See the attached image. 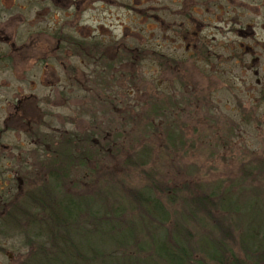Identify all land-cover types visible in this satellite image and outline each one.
Wrapping results in <instances>:
<instances>
[{
    "label": "rangeland",
    "instance_id": "obj_1",
    "mask_svg": "<svg viewBox=\"0 0 264 264\" xmlns=\"http://www.w3.org/2000/svg\"><path fill=\"white\" fill-rule=\"evenodd\" d=\"M28 7V86L16 109L0 111L7 156L0 201L25 202L57 185L60 196L90 207L80 228L90 229L82 220L102 208L121 212L118 220L145 240L159 233L140 232V215L151 218L130 197L148 191L169 213L157 227L181 225L192 241L211 228L254 264L238 243L247 216L264 219V0H28ZM16 65L20 73L24 65ZM37 152L44 163L66 152L74 161L68 172L40 168ZM195 195L213 206L208 214L195 208L185 223V200ZM44 216L29 226L25 218L0 221V264L32 262L45 243Z\"/></svg>",
    "mask_w": 264,
    "mask_h": 264
},
{
    "label": "trees",
    "instance_id": "obj_2",
    "mask_svg": "<svg viewBox=\"0 0 264 264\" xmlns=\"http://www.w3.org/2000/svg\"><path fill=\"white\" fill-rule=\"evenodd\" d=\"M168 140L171 143V140ZM90 141L88 135L83 138L86 145L89 143L90 146H94ZM73 161L74 157L66 152L57 160L46 161L44 167L67 171ZM64 164L66 170L61 168ZM48 174L53 175L51 171ZM38 190L42 192H34L36 195L28 194L29 197L25 202L22 198L13 200L16 204L12 209L13 212L6 211L4 216L0 213L1 222H14L17 218L19 220L25 218L29 222L28 226L37 223L32 221L33 217L45 214L38 226V232L42 235L40 240L45 243L38 244L32 252L34 254L32 262L28 260L29 264H123L124 259L129 260H125V264H146V262L150 264H211L214 262L246 264L243 258L227 246L225 235L221 238L215 237L211 228L203 237L192 241L181 225L175 224L171 231L157 227L165 224L169 213L161 201L155 196H150L148 191L131 193L130 197L132 201L142 206L143 212L151 218L146 219L140 215L141 224H143L140 232L150 230L159 233L158 237L152 239L148 237L144 240L132 223L118 220L121 215V212L117 213L118 211L117 214L111 212L110 214L114 215L110 218V214L106 215L105 209H96L95 212L90 210L85 216L86 219L81 220L82 223L89 222L92 227L80 228L78 224L80 217L84 216L85 209H90L85 202L79 203L71 196H60L57 185L50 188L41 187ZM191 198V201L185 200L189 211L186 214L188 217H184L183 222L187 219L191 222L198 210L208 214L213 206L207 196L204 198L201 195H195ZM222 204L225 207L230 205L224 199ZM195 208L197 211L194 210ZM99 214L104 217L100 218ZM260 218L255 214L246 217V230L238 243V246L247 249V256L252 257L254 264H264V219ZM104 224H107V227L102 228ZM222 229L226 230L221 227L220 230Z\"/></svg>",
    "mask_w": 264,
    "mask_h": 264
},
{
    "label": "flooded vegetation",
    "instance_id": "obj_3",
    "mask_svg": "<svg viewBox=\"0 0 264 264\" xmlns=\"http://www.w3.org/2000/svg\"><path fill=\"white\" fill-rule=\"evenodd\" d=\"M29 44V7L28 0H0V111H6L13 106L20 104L24 90L28 86V49ZM37 61L42 58H37ZM16 62L22 63L20 73L15 70ZM13 79L16 83H13ZM13 95H19L13 97ZM20 98V99H19ZM16 112V111H15ZM11 120L14 115L10 113L6 116ZM39 133H37L38 136ZM25 157L28 158L27 154ZM0 158L7 159V156L0 155ZM13 158V157H11ZM23 162L22 154L14 157ZM25 158V159H26ZM38 167L42 168L45 163L42 162L41 152L36 153ZM7 166L6 160L0 162V167ZM0 181V189L5 183ZM16 206L13 200L0 201V213L4 216L5 212H13Z\"/></svg>",
    "mask_w": 264,
    "mask_h": 264
}]
</instances>
